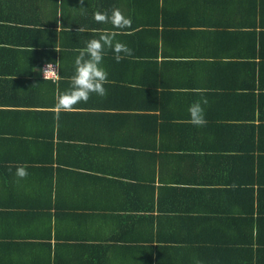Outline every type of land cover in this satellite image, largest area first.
Masks as SVG:
<instances>
[{"label": "crops", "instance_id": "crops-1", "mask_svg": "<svg viewBox=\"0 0 264 264\" xmlns=\"http://www.w3.org/2000/svg\"><path fill=\"white\" fill-rule=\"evenodd\" d=\"M113 7L130 27L93 19ZM254 17L264 0H0V264H243L239 248L256 264L259 132L227 124L264 94V58H231V23ZM101 31L133 54L106 48L107 95L57 113ZM47 61L57 79L40 74ZM202 96L198 127L188 108Z\"/></svg>", "mask_w": 264, "mask_h": 264}, {"label": "clouds", "instance_id": "clouds-1", "mask_svg": "<svg viewBox=\"0 0 264 264\" xmlns=\"http://www.w3.org/2000/svg\"><path fill=\"white\" fill-rule=\"evenodd\" d=\"M93 19L98 24H111L113 29L122 30L131 25V19L126 17L118 7H113L108 11H95ZM59 27L57 29V32ZM78 31H84L80 28ZM118 31H101L97 36L85 41V47L78 50V55L74 59V71L68 78L69 87L63 91H58L55 96V108L57 113L61 111L71 112L76 105L81 102L87 103L91 94L104 97L107 95L105 85L110 83L108 72L101 66L105 49H111L115 60L119 63L126 56H131L133 50L125 43L117 41ZM57 52H61L55 47ZM123 54V55H122ZM59 65L56 63L54 68L52 63H48L43 69L44 80L53 78V74L58 75ZM208 103L206 97L194 101L189 105V122L195 126L202 127L207 121L205 119L204 105ZM13 166H9L12 171ZM14 175L19 179L27 177V167L23 164H17ZM196 264H203L202 261H196Z\"/></svg>", "mask_w": 264, "mask_h": 264}, {"label": "trees", "instance_id": "trees-1", "mask_svg": "<svg viewBox=\"0 0 264 264\" xmlns=\"http://www.w3.org/2000/svg\"><path fill=\"white\" fill-rule=\"evenodd\" d=\"M231 25L236 26V28H231V33L235 30L237 35L234 36L236 40V45L231 51V58H254L259 59L264 58V21L262 18L257 19L254 17V20L251 22H233ZM243 27H242V26ZM239 26H241L239 28ZM259 26V27H258ZM250 28V29H241V28ZM232 35V34H231ZM249 48L252 49L249 51ZM51 58V57H50ZM254 62V61H253ZM263 73V72H262ZM251 74L254 75V81L256 79V71H251ZM262 80V79H261ZM252 88H260L261 82L256 84L255 82H252ZM248 102L249 104H242L240 103V106H250L251 108V114L247 113L246 110H241L240 108L237 109L235 113L231 115V137H235L236 134H240L239 132L245 133L246 130L249 131L252 127L253 129H256L259 134L256 137V147L259 151H261V161H258L257 163V173L255 175L251 176L250 181H255L257 183V190L256 192V200L257 204L255 205L256 211H252L250 214L256 213V217H253L252 221L249 223V226L251 230H253V227L255 230H259L260 233H264V148L262 146L264 145V138L260 134H264V94H260L259 99L255 98V96H252V93H248ZM252 97V98H251ZM257 110L258 118L260 119L257 124L255 122L251 121L253 119V113ZM239 130H237V129ZM254 131V130H253ZM255 132V131H254ZM241 135V134H240ZM248 141V140H247ZM233 156V155H231ZM256 219V220H255ZM255 220V221H253ZM252 239H250V242ZM257 242V239H256ZM263 245H258L255 247L254 250H256V264H264V249ZM241 251V252H240ZM245 251L243 248H239V252L234 253L232 256L237 261H241L243 264L247 262V259L245 256L247 254H244ZM252 255V254H251ZM251 255L249 256V261L252 260ZM255 255V254H254Z\"/></svg>", "mask_w": 264, "mask_h": 264}, {"label": "built area", "instance_id": "built-area-1", "mask_svg": "<svg viewBox=\"0 0 264 264\" xmlns=\"http://www.w3.org/2000/svg\"><path fill=\"white\" fill-rule=\"evenodd\" d=\"M48 63H52L53 66H54V68H55L57 62H56V61H47V62L43 63V64L40 66V74H41L42 76H43V69L46 67V65H47ZM58 71H59V70H58ZM58 76H59V73H58V75L53 74V78H51V79H57Z\"/></svg>", "mask_w": 264, "mask_h": 264}]
</instances>
